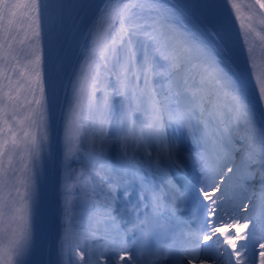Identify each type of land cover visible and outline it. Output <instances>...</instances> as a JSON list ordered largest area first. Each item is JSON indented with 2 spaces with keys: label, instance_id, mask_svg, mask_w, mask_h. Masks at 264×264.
<instances>
[{
  "label": "snow or ice",
  "instance_id": "1",
  "mask_svg": "<svg viewBox=\"0 0 264 264\" xmlns=\"http://www.w3.org/2000/svg\"><path fill=\"white\" fill-rule=\"evenodd\" d=\"M264 264V0H0V264Z\"/></svg>",
  "mask_w": 264,
  "mask_h": 264
},
{
  "label": "bare ground",
  "instance_id": "2",
  "mask_svg": "<svg viewBox=\"0 0 264 264\" xmlns=\"http://www.w3.org/2000/svg\"><path fill=\"white\" fill-rule=\"evenodd\" d=\"M47 254H48V262L50 264H55V256L50 251V237L48 238Z\"/></svg>",
  "mask_w": 264,
  "mask_h": 264
}]
</instances>
